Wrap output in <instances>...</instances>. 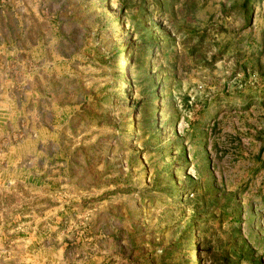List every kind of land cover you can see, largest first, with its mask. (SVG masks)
I'll list each match as a JSON object with an SVG mask.
<instances>
[{"label": "rangeland", "instance_id": "374dc122", "mask_svg": "<svg viewBox=\"0 0 264 264\" xmlns=\"http://www.w3.org/2000/svg\"><path fill=\"white\" fill-rule=\"evenodd\" d=\"M0 32V264H264V0H0Z\"/></svg>", "mask_w": 264, "mask_h": 264}, {"label": "crops", "instance_id": "0c3cea01", "mask_svg": "<svg viewBox=\"0 0 264 264\" xmlns=\"http://www.w3.org/2000/svg\"><path fill=\"white\" fill-rule=\"evenodd\" d=\"M5 32H0V67L4 65V60H6V57L8 55H12L13 52L10 50L12 49L10 46L7 45L8 39L6 38V35L4 36ZM2 78V76H1ZM4 79L2 78V81ZM21 98H24L22 96H15L12 98H7L5 101L8 103H11V106H13L14 111H20V104H22ZM4 101V100H3ZM10 109V107L8 108ZM11 110V109H10ZM9 116L12 115V112H8Z\"/></svg>", "mask_w": 264, "mask_h": 264}, {"label": "trees", "instance_id": "16d2710c", "mask_svg": "<svg viewBox=\"0 0 264 264\" xmlns=\"http://www.w3.org/2000/svg\"><path fill=\"white\" fill-rule=\"evenodd\" d=\"M150 49H151V47H149L148 49H146L145 51L142 52L140 58H141V60L143 61V63H146V62H147V53H148V51H149ZM146 64H147V63H146ZM157 91H158L157 87H154V88L149 89V91H148V96H149L151 99H157L158 97L155 98V95H157V94H156ZM129 94H130L129 91L126 90V91L124 92L123 99L126 100V99L128 98V95H129ZM155 107H156V105H155V102L153 101V103H151V109H152V111H153L154 109H156ZM180 220L184 222V223H183L182 232H183L185 235L190 236V235L195 231V228H194V222H193L192 218L187 219V220H183V218H181Z\"/></svg>", "mask_w": 264, "mask_h": 264}]
</instances>
